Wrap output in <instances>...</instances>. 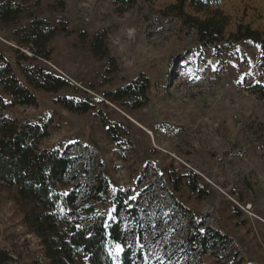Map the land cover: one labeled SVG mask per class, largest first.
<instances>
[{
    "label": "rangeland",
    "instance_id": "374dc122",
    "mask_svg": "<svg viewBox=\"0 0 264 264\" xmlns=\"http://www.w3.org/2000/svg\"><path fill=\"white\" fill-rule=\"evenodd\" d=\"M4 1L19 14L0 21V56L36 105H13L0 88L1 114L47 127L40 146L68 157L66 179L79 199L93 195L99 182L94 215L118 226L132 262L211 264L215 258L187 254L180 241L189 222L202 225L201 233L227 236V251L217 257L264 264V79L258 46L231 38L239 26L264 38V0H204L201 10L186 1L183 15L168 10L178 0ZM215 12L226 18L222 36L199 42L184 17L204 21ZM35 19L57 31L46 43L49 60L22 43ZM96 36L99 56L92 50ZM21 67L70 86L35 90ZM140 76L149 81L144 107L107 98ZM61 97L90 110L68 111ZM188 182L206 195L193 193ZM21 219L0 194V249L13 253L16 264H44ZM108 249L119 260L122 247Z\"/></svg>",
    "mask_w": 264,
    "mask_h": 264
},
{
    "label": "trees",
    "instance_id": "16d2710c",
    "mask_svg": "<svg viewBox=\"0 0 264 264\" xmlns=\"http://www.w3.org/2000/svg\"><path fill=\"white\" fill-rule=\"evenodd\" d=\"M118 3H134L135 0H115ZM189 1L197 10H201L204 0H178L168 10H178L183 15L184 3ZM212 0H205L209 3ZM19 9L9 1L0 3V21L13 22ZM187 25L192 26L199 42L213 43L222 36L226 18L215 12L214 16L204 21L193 17H184ZM56 29L50 28L42 19H35L29 25L28 37L22 43L30 46L36 58L49 60L50 52L46 43L56 35ZM65 33V27L60 30ZM81 38L84 37L80 33ZM231 38L236 41H250L259 49V69L264 79V38L248 26H239ZM213 41V42H212ZM101 44L99 36L93 41L92 50L99 56ZM26 59V56L23 55ZM27 84L35 90L57 93L67 88L70 83L42 69L28 72L20 68ZM0 88L13 105L35 106L36 98L32 92L22 85L12 66L0 56ZM149 88L147 78L140 76L125 87L107 95L113 101H124L133 110L146 105V92ZM59 104L71 112L87 113L89 106L76 104L72 100L61 97ZM0 98V194L14 203L21 214L22 224L28 234L34 236L39 243L41 259L44 264H135L132 262L130 249L123 244L122 232L115 223L94 215L95 204L101 193L99 182L95 184L94 194L84 200L79 199L67 180L70 160L58 150L42 148L41 142L46 139L48 129L44 125L29 121H19L2 116L4 109ZM188 187L193 193L205 196L191 182ZM70 189V190H69ZM67 190V191H66ZM187 223L180 241L185 245L187 254L194 253L201 257L208 254L215 258L211 264H243V259L236 254L232 257H217L227 251L228 238L218 231L201 233L198 227ZM109 243L119 244L122 253L119 260L111 256ZM13 253L0 249V264H16L19 262ZM30 264H39L32 261ZM196 264H200L197 261Z\"/></svg>",
    "mask_w": 264,
    "mask_h": 264
},
{
    "label": "snow or ice",
    "instance_id": "6c2138e0",
    "mask_svg": "<svg viewBox=\"0 0 264 264\" xmlns=\"http://www.w3.org/2000/svg\"><path fill=\"white\" fill-rule=\"evenodd\" d=\"M117 248H119V246L117 245Z\"/></svg>",
    "mask_w": 264,
    "mask_h": 264
}]
</instances>
